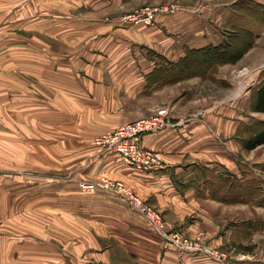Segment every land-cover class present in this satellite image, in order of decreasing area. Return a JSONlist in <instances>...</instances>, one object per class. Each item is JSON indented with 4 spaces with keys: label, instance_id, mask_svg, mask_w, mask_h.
<instances>
[{
    "label": "crops",
    "instance_id": "0c3cea01",
    "mask_svg": "<svg viewBox=\"0 0 264 264\" xmlns=\"http://www.w3.org/2000/svg\"><path fill=\"white\" fill-rule=\"evenodd\" d=\"M145 8L159 9L151 24L125 20ZM220 9L0 0V264H264V191L243 202L234 187L252 185L264 146L245 147L254 118L264 121L252 110L254 48L211 73L183 62L236 29ZM161 106L166 126L142 138L158 168L137 170L94 144ZM68 166L122 181L167 230L204 234L206 251L180 253L119 197L45 175Z\"/></svg>",
    "mask_w": 264,
    "mask_h": 264
},
{
    "label": "built area",
    "instance_id": "2783aa9c",
    "mask_svg": "<svg viewBox=\"0 0 264 264\" xmlns=\"http://www.w3.org/2000/svg\"><path fill=\"white\" fill-rule=\"evenodd\" d=\"M168 10H170V8H168ZM154 11L156 10L147 9L142 14L145 15L144 17L139 19L137 16H128L125 20L151 24L150 14ZM167 116V108L161 106L155 110L152 116L122 125L114 131L97 138L95 143L107 146V149L116 152L121 162L137 170L144 171L158 168L162 162L161 155L157 152L145 150L142 146V138L144 135L156 133L163 129L167 124ZM79 187L82 191L89 193L95 192L98 188H102L124 200L134 213L142 217L153 230L162 235L164 241L171 248L178 252L188 253L206 251L203 246V234H198V236L195 237H188L178 229L167 230L166 223L161 213L147 205L140 196L135 194L122 181L111 179L107 176H99L96 182H81ZM213 255L216 256V258L218 257V259H224L223 254L218 252H213Z\"/></svg>",
    "mask_w": 264,
    "mask_h": 264
},
{
    "label": "rangeland",
    "instance_id": "374dc122",
    "mask_svg": "<svg viewBox=\"0 0 264 264\" xmlns=\"http://www.w3.org/2000/svg\"><path fill=\"white\" fill-rule=\"evenodd\" d=\"M187 1H189L190 5H196V7L200 6L202 4H212L215 6H220L221 9L215 10V11H219V12H221V14L215 13V17L216 16L219 17L222 14H228V16L233 18L234 22H236L237 27L235 30H233V32L224 31L226 33H229L230 36H225L222 43L224 41L226 42V41L230 40L229 42L231 43V45L233 47L235 46V47L240 48V49L244 48L246 46L252 45V47L254 48V53H253V63H254L253 67H254V69H253V73L256 76V80L253 83L254 85H252L253 89L258 87L259 84H261L262 82H264V0H187ZM168 8H170V7H163V8H161L162 9L161 11L162 12H169L171 10V8H170V10H168ZM147 9L156 10V11L159 10L156 8L155 9L145 8L143 10L135 11L129 16H131V17L137 16L140 19V18L145 16L142 14ZM164 9H167V10H164ZM214 9H218V8L215 7ZM153 13L150 14V16L153 15ZM126 21H128V20L126 19ZM128 22H133V21H128ZM220 29L221 28L217 25L216 29H214V30L221 31ZM211 46H216V45H211ZM241 71L242 70H238L236 75H238L239 72H241ZM263 118H264V116H263ZM46 121L52 123L51 118L48 119L46 117ZM257 122H264V121H259L258 119L254 118V127H255V124ZM50 139H53L52 135H50ZM95 140H94V144L96 146H98L99 148H102L103 150H105L106 152L110 153L112 156H114L115 158L118 159L116 152H114L111 149L110 150L107 149V146L96 144ZM79 163H81V161L78 158V164ZM69 168H71V167L68 166L65 168H61L60 169L61 172H53V171H56L57 169L50 170V172L48 174H45V175L51 176L53 178L54 174L55 175L60 174V179H61L62 185H63V183H66V182H72V183H68V184H75L78 191L82 194L95 195L98 192L110 193V192H108L102 188H98L95 192H92V193L82 191L81 188L79 187V184L81 182H85V183L96 182L98 180L99 176L94 177V178H90V177L86 176L84 174L83 168L81 166L72 168L71 170H68ZM252 176H253V182L255 184L261 185V187H262L261 191L263 193V191H264V146L261 149H259L254 155V164H253V168H252ZM111 179H113V178H111ZM46 180H47V178H46ZM247 186H248V183H247ZM110 194H112V193H110ZM263 198H264V196H263ZM263 201H264V199H263ZM77 202H78V204H80L79 199L77 200ZM61 203H62L61 205L64 206L63 204L67 203V201L61 200ZM253 205H254V207H256L255 204H253ZM262 213L264 214L263 211H262ZM259 218H261V215L258 216L257 214H254V219L257 220L258 223L260 222ZM195 236H198V234ZM203 236H204V234H203ZM188 237H190V236H188ZM204 241H205V236H204Z\"/></svg>",
    "mask_w": 264,
    "mask_h": 264
},
{
    "label": "trees",
    "instance_id": "16d2710c",
    "mask_svg": "<svg viewBox=\"0 0 264 264\" xmlns=\"http://www.w3.org/2000/svg\"><path fill=\"white\" fill-rule=\"evenodd\" d=\"M229 41H224L217 46H207L202 49L191 50L188 52L187 58L183 62L190 63L193 66V69H204L206 72L211 73L218 65L236 62L251 46L249 45L240 49L235 46L233 47ZM171 68L174 67L170 65V69ZM188 73L192 74L190 71ZM252 91L254 94L252 102L253 112L264 113V82L259 84V86ZM263 124L264 122H257L254 127L253 120L252 125L250 126L252 135L245 141L246 149H255L258 146L264 145ZM252 184L253 185H250V187L239 183L235 184L234 187L237 190L236 195L239 198L238 200L249 202L259 195L262 190L261 185L255 184L254 182Z\"/></svg>",
    "mask_w": 264,
    "mask_h": 264
},
{
    "label": "bare ground",
    "instance_id": "6f19581e",
    "mask_svg": "<svg viewBox=\"0 0 264 264\" xmlns=\"http://www.w3.org/2000/svg\"><path fill=\"white\" fill-rule=\"evenodd\" d=\"M246 82H247V81H246ZM245 86H246V85H240V86H239V92H240V91H243L244 88H245Z\"/></svg>",
    "mask_w": 264,
    "mask_h": 264
}]
</instances>
